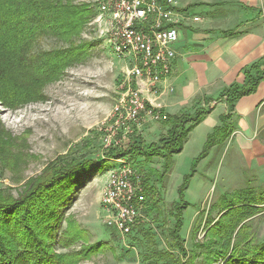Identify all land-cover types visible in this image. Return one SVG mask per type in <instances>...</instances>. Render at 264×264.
<instances>
[{
  "label": "rangeland",
  "instance_id": "374dc122",
  "mask_svg": "<svg viewBox=\"0 0 264 264\" xmlns=\"http://www.w3.org/2000/svg\"><path fill=\"white\" fill-rule=\"evenodd\" d=\"M80 2L92 5L98 15L99 0ZM81 40L87 45L86 57L66 68L59 79L40 91L44 98H36L17 110L0 105V122L16 140L15 154L20 157L16 163L0 164V192L4 195L18 199L25 185L40 180L53 164L60 161L82 157L103 159L112 148L122 155L135 153L136 146L131 141L133 136L142 138L144 149L148 150L152 143L160 142L167 134L168 128L152 118L148 120L145 117L129 132L116 125L114 109L127 87L131 64L117 57L95 21L85 28ZM68 47L55 38H43L38 42L36 52ZM149 88L152 92L157 89ZM169 91L174 93L175 89L171 87ZM148 94L147 91L143 93L148 104L163 111L162 104L146 96ZM218 102L223 105L222 101ZM196 108L197 105L190 110L193 112ZM222 108L219 106L216 113L219 114ZM191 133L183 152L173 155L170 160L155 158L149 163L141 157L134 160L133 154H129L126 158L109 160L104 169L81 177L76 192L70 198L71 204L65 210L67 220L77 226L81 236L74 240V244H63L67 248H59L57 253H75L94 246L100 249L98 254L80 264H146L152 251H166L168 248L178 254L168 230L175 225V205L186 203L188 207L183 211L181 237L188 252L187 259L191 260L190 264H208L207 258H211L208 238L214 232H209L212 219L219 218L222 211L223 214L230 211L225 218L244 219L243 207L254 200L264 202V190L236 188L245 184L225 180L231 153L229 156L225 154L222 161L221 157H213L209 163L210 170L207 167L204 170L201 164L206 158H202L204 148L198 150L194 140V136L203 133V128L198 132L194 129ZM121 161L133 165L148 181L145 191L147 208L142 226L130 236L106 227L101 209L108 178ZM218 164V171L214 172ZM254 214L260 216L244 224L251 228L254 239L264 242V209ZM67 227L65 223L63 232ZM72 228L76 230L74 226ZM69 233L71 238L77 237V232L71 230ZM212 263L224 264V260Z\"/></svg>",
  "mask_w": 264,
  "mask_h": 264
},
{
  "label": "trees",
  "instance_id": "16d2710c",
  "mask_svg": "<svg viewBox=\"0 0 264 264\" xmlns=\"http://www.w3.org/2000/svg\"><path fill=\"white\" fill-rule=\"evenodd\" d=\"M96 17L93 6L80 0H0V105L17 110L40 99L43 96L40 93L49 83L59 79L72 64L81 62L87 55V45L80 39ZM43 38H55L69 47L36 52V46ZM261 80L259 72L253 75L247 71L244 87L226 89L222 98L232 109L239 99L251 95ZM211 112L212 109H200L193 115L170 116L162 111L166 118L162 124L169 129L166 136L160 142L152 143L148 150L144 149L142 138L133 136L135 153L122 155L112 148L103 159L82 157L60 161L53 164L40 180L25 185L18 199L0 192V264H80L98 254L97 246L85 247L75 253H57L59 248H67L63 244H74L81 236V231L78 232L75 224H70L65 214L71 204L70 198L79 186L78 180L104 169L109 160L126 158L129 154H133L134 160L141 157L149 163L155 158L170 160L173 155L183 152L191 131ZM228 119L223 117V126L215 128L209 135L203 159L215 145L231 135ZM15 141L0 122V164L19 161ZM147 182H143L145 191ZM255 202L243 207L244 219L225 218L230 214L228 211L211 227L212 236L207 234L211 245L208 264L221 259L224 264H264V242L254 239L251 228L244 224L256 215L255 211L261 210L254 207ZM187 207L186 203L175 205V225L168 230L178 254L169 248L155 250L146 264H190L181 237L183 211ZM223 219L226 222L223 223ZM65 223L68 227L63 232ZM71 230L77 232L75 239L71 238Z\"/></svg>",
  "mask_w": 264,
  "mask_h": 264
},
{
  "label": "crops",
  "instance_id": "0c3cea01",
  "mask_svg": "<svg viewBox=\"0 0 264 264\" xmlns=\"http://www.w3.org/2000/svg\"><path fill=\"white\" fill-rule=\"evenodd\" d=\"M178 9L181 25L176 45L178 57L172 74L156 91H147L146 96L157 99L163 112L170 116L193 115L200 109H212L195 128L197 132L203 128V133L194 136L198 150L205 148L215 128L223 126L222 118H229L231 135L211 149L201 162L203 169L210 170L213 157H221L222 161L225 154L230 155L225 180L245 184L236 188L263 191L264 0H184ZM196 17L200 21L195 22ZM247 71L253 75L259 72L262 80L251 95L239 99L230 109L222 94L233 86L244 87ZM171 87L174 93H170ZM196 105L192 112L190 108ZM219 106L223 108L217 114ZM218 168L219 164L214 172ZM255 203L254 207L264 209V202ZM223 213L212 219L211 227ZM257 216L260 215L253 218Z\"/></svg>",
  "mask_w": 264,
  "mask_h": 264
},
{
  "label": "built area",
  "instance_id": "2783aa9c",
  "mask_svg": "<svg viewBox=\"0 0 264 264\" xmlns=\"http://www.w3.org/2000/svg\"><path fill=\"white\" fill-rule=\"evenodd\" d=\"M184 0H99L95 23L118 58L131 64L127 87L114 109L115 122L126 130L145 117L162 122L165 116L148 104L143 93L172 74L178 57ZM200 21L199 17L194 18ZM131 132V131H130ZM111 145V144H110ZM108 178L101 200L103 224L123 236L132 235L147 208L145 176L133 165L120 163Z\"/></svg>",
  "mask_w": 264,
  "mask_h": 264
}]
</instances>
